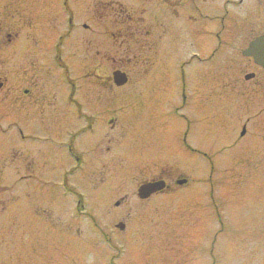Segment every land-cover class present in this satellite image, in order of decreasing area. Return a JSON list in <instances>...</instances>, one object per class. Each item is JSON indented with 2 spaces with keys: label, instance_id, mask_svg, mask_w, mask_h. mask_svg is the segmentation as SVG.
Returning a JSON list of instances; mask_svg holds the SVG:
<instances>
[{
  "label": "rangeland",
  "instance_id": "rangeland-1",
  "mask_svg": "<svg viewBox=\"0 0 264 264\" xmlns=\"http://www.w3.org/2000/svg\"><path fill=\"white\" fill-rule=\"evenodd\" d=\"M77 33L80 41L68 38L60 50L63 81L57 70L45 73L51 89L67 91L64 103L67 79H77V100L91 122L78 115L76 125L66 104L59 124L65 139L77 126V141L95 144L78 150L89 165L75 169L66 159L63 172L0 173V264H264V71L241 56L264 23L225 28L217 55L204 64L190 58L199 43L147 45L146 55L166 56H153L145 69L133 56L137 44L89 42L88 32ZM41 34L34 50L47 60L59 50ZM208 47L209 55L218 47L214 38ZM96 61L100 77L113 67L127 84L99 91L88 76ZM249 73L254 78L245 81ZM181 81L185 108L175 91ZM103 108L110 112L98 114ZM158 179L168 188L139 201L137 188Z\"/></svg>",
  "mask_w": 264,
  "mask_h": 264
},
{
  "label": "flooded vegetation",
  "instance_id": "flooded-vegetation-1",
  "mask_svg": "<svg viewBox=\"0 0 264 264\" xmlns=\"http://www.w3.org/2000/svg\"><path fill=\"white\" fill-rule=\"evenodd\" d=\"M242 11L262 19H246ZM255 22L264 23V0H0V173L3 170L30 173L35 169L48 168L63 172L68 166L66 159L71 161L75 169L89 165L86 153L83 155L78 150L83 148L82 145L88 150L95 144L89 139L82 143L81 140L77 141L81 134L79 131L77 135V126L74 136L65 139L59 124V114L66 108V104L76 125L78 115L86 122H91L90 117L82 115V106L77 100V79L74 83L67 79L71 91L64 103L67 91L63 87L51 89L46 83L45 73L46 69L57 70L63 81L67 62L66 55L60 50L68 38L80 41L81 33H77L78 29L89 33V42L137 44L139 53L133 56L139 59L145 69L152 65L153 56L159 60L166 56L146 55L149 49L147 45L156 47L163 42L173 44L188 41L192 42L193 48V44L199 43L195 51L190 53V58H196L204 64L207 59L205 56L210 52L208 42L211 37L218 47L210 55H217L221 44L219 40L225 28L240 26L242 23L252 27L256 26ZM42 31L56 39L57 45L54 48L57 46L59 50L48 55L47 60L43 53L34 50V43L44 36ZM93 56L105 59L108 55ZM247 59L254 65L250 58ZM91 65L94 68L88 76L100 82L97 86L99 91L107 93L116 86L113 79L115 72L128 81L126 73L119 69L113 70L111 67L110 72L100 77L103 71L101 63L96 61ZM60 71L63 72L61 75ZM249 74L253 75L252 80L254 74ZM103 77L105 80L101 81ZM176 87L177 96H181L179 106L185 108L187 101H190L187 98V84L181 81ZM105 102L106 106H112L111 95L107 96ZM108 112V109L103 108L98 114L105 115ZM247 122L240 128L244 131L242 135L240 131L241 138L245 136ZM258 145L256 141L252 144L254 149ZM7 160L8 163H2ZM31 177L28 174L20 177V180H29ZM156 181H163L164 189L149 196L147 200L168 188L163 179L143 184ZM181 181L185 180L176 181V184ZM60 183H64L63 174ZM79 203L77 197L76 204ZM121 225L122 230L119 229ZM115 227L119 231L124 230L122 223Z\"/></svg>",
  "mask_w": 264,
  "mask_h": 264
},
{
  "label": "water",
  "instance_id": "water-1",
  "mask_svg": "<svg viewBox=\"0 0 264 264\" xmlns=\"http://www.w3.org/2000/svg\"><path fill=\"white\" fill-rule=\"evenodd\" d=\"M242 55L246 57H251L255 65L260 66L264 69V35L257 37L256 39L251 41L248 47L242 52ZM251 76L252 75L246 76V79L251 78ZM113 79L114 83L117 86H121L126 83V78L118 72H115L113 74ZM179 184L182 183L180 182ZM164 186L165 185L163 181L143 184L137 189V196L139 199H146L152 194L163 190ZM119 229L122 230L123 226L121 225Z\"/></svg>",
  "mask_w": 264,
  "mask_h": 264
}]
</instances>
